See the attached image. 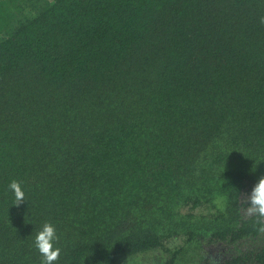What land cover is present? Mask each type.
I'll list each match as a JSON object with an SVG mask.
<instances>
[{
    "label": "trees",
    "instance_id": "16d2710c",
    "mask_svg": "<svg viewBox=\"0 0 264 264\" xmlns=\"http://www.w3.org/2000/svg\"><path fill=\"white\" fill-rule=\"evenodd\" d=\"M264 0H0V264H264ZM21 183L25 202L8 190Z\"/></svg>",
    "mask_w": 264,
    "mask_h": 264
},
{
    "label": "clouds",
    "instance_id": "9594fccd",
    "mask_svg": "<svg viewBox=\"0 0 264 264\" xmlns=\"http://www.w3.org/2000/svg\"><path fill=\"white\" fill-rule=\"evenodd\" d=\"M264 23V18L261 19ZM8 190L12 193L15 206L25 202V191L17 180L11 181ZM243 212L246 217L255 218L258 230L264 233V177H261L253 186L251 192L243 201ZM33 244L42 257L41 264H58L62 249L59 246L60 235L57 228L51 222L44 223L39 230H35Z\"/></svg>",
    "mask_w": 264,
    "mask_h": 264
}]
</instances>
